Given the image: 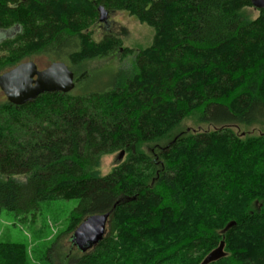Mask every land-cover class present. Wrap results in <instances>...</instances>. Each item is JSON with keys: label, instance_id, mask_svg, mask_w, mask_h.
Listing matches in <instances>:
<instances>
[{"label": "trees", "instance_id": "1", "mask_svg": "<svg viewBox=\"0 0 264 264\" xmlns=\"http://www.w3.org/2000/svg\"><path fill=\"white\" fill-rule=\"evenodd\" d=\"M99 6L153 31L149 47L121 49L126 65L87 69L122 47L112 36L92 40ZM251 7L0 0V31L19 28L0 42V75L43 56L64 63L75 84L20 107L0 100V213L75 199L72 233L85 218L110 213L92 251L63 263L46 254L47 264H201L221 241L225 257L210 264H264V133L232 129L264 126V12L250 20ZM94 71L104 72L98 84ZM194 117L213 129L175 133ZM122 152L125 161L101 177L99 159ZM18 260L26 264L0 244V264Z\"/></svg>", "mask_w": 264, "mask_h": 264}, {"label": "rangeland", "instance_id": "2", "mask_svg": "<svg viewBox=\"0 0 264 264\" xmlns=\"http://www.w3.org/2000/svg\"><path fill=\"white\" fill-rule=\"evenodd\" d=\"M246 14L250 20H255L259 16V10L251 7L246 10ZM89 31L91 32L92 40L96 43L100 42L104 36H112L119 39L122 45L107 60H95L86 64L89 70L101 69L107 66L120 67L126 65V61L121 59V49L128 48L133 51H138L149 47L153 39V31L150 28L140 24L124 12L107 13L106 23L99 22L97 18ZM18 32V27L0 31V42L13 38ZM127 59L130 60L131 56ZM33 61L39 70L49 65V62L43 56L35 57ZM103 77V71H94L91 75V83L98 84L103 80ZM2 99H5V97L0 91V100ZM212 129L211 126L200 123L198 118L194 117L184 120L175 133L184 131L202 132ZM232 129L233 133L239 135H257L264 133V126L258 125H238ZM152 146L153 144L142 146L141 150L148 152L149 147ZM126 157L127 155L121 153L102 156L97 166L99 175L103 177L110 174L116 166L125 161ZM15 178L22 180L20 177ZM77 205L78 200L75 199H54L41 203L36 213L15 214L1 209L0 244L11 245L19 253L21 262L24 260L26 264H47L45 262L46 254L48 260L63 263L64 260H74L84 253H89L92 249L81 252L71 243L73 235L71 232V212ZM107 229L108 226L106 227V233ZM17 264H20L19 260Z\"/></svg>", "mask_w": 264, "mask_h": 264}, {"label": "water", "instance_id": "3", "mask_svg": "<svg viewBox=\"0 0 264 264\" xmlns=\"http://www.w3.org/2000/svg\"><path fill=\"white\" fill-rule=\"evenodd\" d=\"M250 3L255 10L264 12V0H250ZM97 10L99 22L106 23L107 12L101 6ZM74 86V74L61 62H53L42 70L33 62H25L0 75V91L6 101L15 107L32 102L42 94H68L73 91ZM109 219L110 213L85 218L73 232L72 245L81 252L95 248L105 237ZM234 225V222L229 223L223 232ZM223 257L224 243L221 241L201 264H210Z\"/></svg>", "mask_w": 264, "mask_h": 264}]
</instances>
